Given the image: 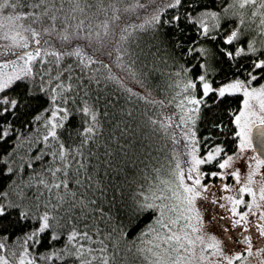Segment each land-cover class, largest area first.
Here are the masks:
<instances>
[{"label": "snow or ice", "instance_id": "snow-or-ice-1", "mask_svg": "<svg viewBox=\"0 0 264 264\" xmlns=\"http://www.w3.org/2000/svg\"><path fill=\"white\" fill-rule=\"evenodd\" d=\"M118 2L0 0V15L11 13L0 20V179L32 170L25 184L12 179L0 191V264H120L119 243L113 242L118 230L110 226L101 200L106 188L100 165L110 168L111 161H101L89 147L100 132L99 110L85 98L78 111L86 119L75 136L68 133L66 141L58 131L67 132L66 123L76 115L67 107L68 94L82 86H74L79 81L75 74L101 62L85 49L112 56L119 44L116 59L135 65L139 57L124 47L129 30L158 29L166 9L175 11L163 21L179 33L174 46L192 59L174 63L167 73L166 87L175 90L172 99L158 101L143 89L128 91L168 109L147 121L162 135L171 129L170 139L180 151L170 154L166 174L160 168L149 171L128 205L131 215L154 213V222L128 252L140 257L141 264H264V0H134L123 11L143 9L144 17H138L143 22L136 24L121 20ZM181 24L197 38L181 40ZM209 41L213 48L205 46ZM65 57H75V64L66 63ZM167 60L161 57L165 65ZM220 63L228 64L232 76L218 83L210 77L213 64ZM197 68L199 73L192 75ZM111 79L123 83L121 77ZM37 83L49 99V107L33 117L42 132L32 131L33 120L17 127ZM16 88L22 91L14 92ZM236 95L242 97L240 108L228 113L229 121L214 119L213 109ZM205 121L207 134L201 138L197 125ZM221 136L231 137V152ZM25 143L33 152L28 159L19 155ZM25 187L35 189L31 196ZM209 195V203L226 215L213 214L214 208L201 211L200 201H208ZM206 215L211 217L207 221ZM54 222L65 223L66 232ZM24 225L28 230L16 237L13 251L7 243L11 230ZM215 227L218 233L211 230ZM125 236L120 233L121 239ZM45 237L48 250L40 253L36 249ZM62 239L67 242L57 249Z\"/></svg>", "mask_w": 264, "mask_h": 264}, {"label": "trees", "instance_id": "trees-1", "mask_svg": "<svg viewBox=\"0 0 264 264\" xmlns=\"http://www.w3.org/2000/svg\"><path fill=\"white\" fill-rule=\"evenodd\" d=\"M134 0H119L117 7L121 9L118 13L121 20H127L132 24L142 23L145 12L143 9H137L136 12H124ZM211 3V0H205ZM140 3H148V0H140ZM67 7V5H66ZM183 11V9H180ZM11 14L3 13V15ZM175 14L174 10L166 9L162 14L161 24L158 29L146 28L143 30H129L130 38L124 41V47L130 53H135L139 59L135 65H129L128 59L125 58L122 62L116 59L118 54L119 44L113 50L114 55L106 56L104 54H96L88 49H85L88 55H92L94 59H98L99 63L93 64L85 68L84 74L77 72L75 75L79 77V81H73L74 86L82 82V86L72 93L68 94L67 98L71 101L67 107L75 111V118L66 123L67 132L60 129L61 139L67 141L68 133L75 136L77 130L80 129L82 122L86 119L79 111V107L85 98L89 104H95L98 111L100 121V132L97 134L94 143L90 145L92 152L101 161L104 159L110 160V168L107 165L101 164V180L106 188V192L102 200L104 211L111 217V227L118 231L113 237L114 243H119V261L120 264H141V258L128 252V248L137 242L139 234L145 230L153 221L154 213L142 212L139 216L131 215L127 212L128 205L133 197L136 196L137 190L144 181L145 176L150 170L160 168L162 174H166L171 159L170 154L175 150L180 151V146L174 145L170 139L171 129L168 135H162L154 130L153 126L147 121L148 116H155L168 109L161 105H152L138 99L135 95L129 93H140L141 90L146 91L151 97L156 100H169L175 95V90H170L166 87L167 73L173 70V64L184 65L192 58L186 57L182 49L176 48L175 39L179 33L175 29L170 28L163 21L169 20ZM3 15H0L2 20ZM111 15V13H109ZM104 19L101 16L94 23H99ZM116 25L120 21L115 22ZM115 26V25H113ZM181 28L185 29V34L180 36L181 40L191 42L196 39V34L185 24H181ZM53 44L59 48L60 42L53 36ZM206 47L213 48L214 45L209 41L205 43ZM67 47V46H65ZM159 49V55H154ZM161 57H167V64L161 63ZM133 58H136L135 56ZM66 63L75 64V57H65ZM108 64L109 67H104ZM215 69L210 78H214L218 83L225 82L232 76V70L229 69L227 63L213 64ZM199 69H195L192 75H197ZM111 77H121L123 83L118 82ZM99 78V84L96 79ZM91 81V83H88ZM21 88L14 89V92H21ZM33 98L28 101V106L20 110V117L17 121V127L23 128V125L33 117L43 113L44 109L49 107V99L45 93L39 91V84L34 86ZM178 99V98H177ZM242 97L240 95L228 96L220 104L219 108L213 109L216 114L214 119H222L227 123L230 119L228 113L231 110L240 108ZM175 111V109H172ZM105 113H107L105 115ZM130 114V115H129ZM47 118V114L45 115ZM35 132L43 128L40 124H36L33 120ZM207 122L200 123L198 127V135L202 138L207 134ZM230 127V126H229ZM28 131V129H24ZM228 132V129H225ZM218 139L226 140L227 147L231 152L235 144L230 136H221ZM11 143V142H9ZM7 148V145L3 146ZM27 150V151H26ZM33 152L28 150V143L20 150L19 155L24 159H28ZM183 160V155L179 156ZM17 163H22L17 160ZM96 163V160H93ZM39 171V165L35 166ZM31 169H23L18 176L14 178L0 179V191L7 189L12 179H16L21 184H25L31 177ZM35 189L24 188L26 195L31 196ZM91 195V193H89ZM100 196V193L96 194ZM15 198V197H11ZM35 211V209L33 210ZM15 215V213H13ZM54 227L64 228L65 232L67 225L63 222H54ZM28 230V225L17 227L12 231V238L8 240L9 246H12L15 251L14 242L16 237L20 236L24 231ZM120 233H127V236L120 238ZM43 245L36 249L40 253H46L48 250L47 237L44 238ZM66 239L56 242L57 249H63L66 244ZM38 264H44L43 261ZM52 264V262H49ZM55 264H62L61 261H56ZM69 264H72L69 260Z\"/></svg>", "mask_w": 264, "mask_h": 264}, {"label": "rangeland", "instance_id": "rangeland-1", "mask_svg": "<svg viewBox=\"0 0 264 264\" xmlns=\"http://www.w3.org/2000/svg\"><path fill=\"white\" fill-rule=\"evenodd\" d=\"M1 20V19H0ZM228 183H232V181L231 180H229V181H227ZM216 183H219V181H216ZM213 192H216V190L215 189H213ZM217 195H219V193H216ZM213 197L211 196V195H209V197H208V201H200V206H201V211L203 212V211H205V208H214L215 209V212L213 213V214H215V215H226V213H225V210L224 209H221V208H218V207H216V206H213V205H211L210 203H209V201L212 199ZM211 217L209 216V215H206V217H205V219H206V221L208 220V219H210ZM154 222V221H153ZM152 222V223H153ZM151 223V224H152ZM215 223V222H214ZM147 229V228H146ZM146 229L145 230H143V231H146ZM212 231H214V232H219V228L218 227H215V228H212L211 229ZM142 231V232H143ZM136 243H138V241L136 242Z\"/></svg>", "mask_w": 264, "mask_h": 264}]
</instances>
